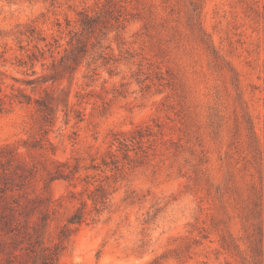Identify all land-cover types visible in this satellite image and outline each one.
Returning <instances> with one entry per match:
<instances>
[{
    "label": "rangeland",
    "instance_id": "rangeland-1",
    "mask_svg": "<svg viewBox=\"0 0 264 264\" xmlns=\"http://www.w3.org/2000/svg\"><path fill=\"white\" fill-rule=\"evenodd\" d=\"M0 101L57 264H264V0H0Z\"/></svg>",
    "mask_w": 264,
    "mask_h": 264
},
{
    "label": "trees",
    "instance_id": "trees-1",
    "mask_svg": "<svg viewBox=\"0 0 264 264\" xmlns=\"http://www.w3.org/2000/svg\"><path fill=\"white\" fill-rule=\"evenodd\" d=\"M77 61V57L73 62ZM45 65V63H43ZM72 67V64H68ZM57 97L54 92H48L46 98L37 100L41 111L44 113L47 120L53 114L55 117L56 107L54 102ZM69 102H66V106ZM3 102L0 101V110H2ZM8 148V147H7ZM10 151V150H9ZM10 152L4 147L0 150V164L3 165V171L0 173V180L5 186L0 185V229L6 227L7 232H14V235H9L10 243L13 244L14 251L12 256L7 260V263L12 264H57L66 250L70 237L77 230L78 226L86 220L87 211L85 207L79 208L73 212L67 219V222L62 226L57 236L58 241L53 244H46L43 239V233L48 225L49 216L46 210L39 208L46 198L43 196L30 197L26 191L27 174H20L18 169H25L24 164L17 163L15 169L5 167L4 163L11 164L16 157L10 156ZM74 171L69 162H58V169L49 173V181L46 183V188H49L50 183L59 178L72 179ZM18 176L23 178V183L20 185H11L10 180ZM0 181V184H1ZM19 186V187H16ZM95 203V210H98V203L105 202L106 196L92 197ZM99 198H101L99 200ZM50 199V198H47ZM37 204V205H36ZM39 208L40 216L34 219L36 209ZM5 233V234H6ZM19 234L23 239H20ZM7 238L0 233V248L8 243ZM20 241H26V245L19 247ZM13 257V258H12ZM17 261V263H15Z\"/></svg>",
    "mask_w": 264,
    "mask_h": 264
}]
</instances>
